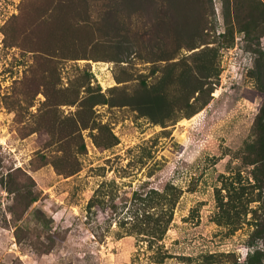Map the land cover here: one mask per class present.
<instances>
[{"label": "rangeland", "instance_id": "1", "mask_svg": "<svg viewBox=\"0 0 264 264\" xmlns=\"http://www.w3.org/2000/svg\"><path fill=\"white\" fill-rule=\"evenodd\" d=\"M109 2L0 0V264H264V0Z\"/></svg>", "mask_w": 264, "mask_h": 264}, {"label": "trees", "instance_id": "2", "mask_svg": "<svg viewBox=\"0 0 264 264\" xmlns=\"http://www.w3.org/2000/svg\"><path fill=\"white\" fill-rule=\"evenodd\" d=\"M117 2H121V0H114ZM111 2H109V0H103V4L106 8L110 9L113 11V9H117L116 7H114L112 4H110ZM118 11V10H116ZM153 51V50H152ZM161 56L159 57V59H170V58H174L176 56V53L173 54H160ZM255 129L256 132L258 134V136H260V142L262 145V150H261V155H263L264 158V98H263V102L261 104L259 113L256 117V121H255ZM263 151V152H262ZM264 162V160H263ZM20 175H25L27 176V178L31 179L32 181V177L30 175H28L26 172H24L21 168H15L11 171L8 172L7 177H8V189L14 193L15 195V199L16 201L19 203V207L21 212H23V214H20L17 216L19 217L18 219L21 220L24 213L28 212L29 209L31 208V206L39 199V194L37 193V191L34 188V185H30L27 184L25 182H20L18 181V177ZM34 182V181H33ZM13 184H16V186H11ZM176 196L174 198H172L170 201V204H175V199ZM11 211H13V209H11ZM42 215V218H44L43 216V212L41 208H34L32 211V215ZM146 216V220H147V227L146 229H149V232H146L147 234H151V235H157L155 233H158L160 231V233L164 232V229L161 228L162 223L160 222L162 219L160 218V215H153L152 213L150 214H145ZM167 223V225L170 222V219H167L165 221ZM264 218H261L260 220L257 221L256 223V227L253 230V234L256 237H264ZM158 225V226H157ZM167 225L165 226L167 228ZM15 226L17 227L16 229V235L18 238H21V235H19L18 230L20 229V225L15 224ZM163 229V230H162ZM49 250V249H48ZM262 250L257 248L255 249L253 252H249V258H247V264H262ZM236 258V255L234 252H228V253H224V252H207V253H202L197 257H193V256H188L186 258V263L187 264H230L234 259ZM158 261L162 262L163 258L159 259Z\"/></svg>", "mask_w": 264, "mask_h": 264}]
</instances>
